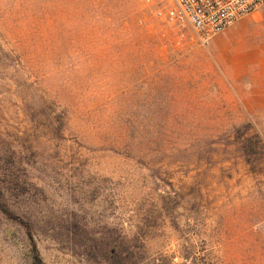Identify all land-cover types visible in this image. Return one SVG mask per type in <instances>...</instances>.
Wrapping results in <instances>:
<instances>
[{"label":"rangeland","instance_id":"1","mask_svg":"<svg viewBox=\"0 0 264 264\" xmlns=\"http://www.w3.org/2000/svg\"><path fill=\"white\" fill-rule=\"evenodd\" d=\"M169 4L0 0V264H264V6L203 46Z\"/></svg>","mask_w":264,"mask_h":264},{"label":"built area","instance_id":"2","mask_svg":"<svg viewBox=\"0 0 264 264\" xmlns=\"http://www.w3.org/2000/svg\"><path fill=\"white\" fill-rule=\"evenodd\" d=\"M169 3L157 15L179 30H192L203 46L264 6V0H169Z\"/></svg>","mask_w":264,"mask_h":264},{"label":"trees","instance_id":"3","mask_svg":"<svg viewBox=\"0 0 264 264\" xmlns=\"http://www.w3.org/2000/svg\"><path fill=\"white\" fill-rule=\"evenodd\" d=\"M252 129L250 124L234 127L232 130V140L227 143L236 145L250 166H254V160L264 159V144H262L261 137L253 133ZM129 252H131L130 248L121 244L117 255L113 256V261L116 264L132 263L135 261V257L133 254L129 255Z\"/></svg>","mask_w":264,"mask_h":264},{"label":"bare ground","instance_id":"4","mask_svg":"<svg viewBox=\"0 0 264 264\" xmlns=\"http://www.w3.org/2000/svg\"><path fill=\"white\" fill-rule=\"evenodd\" d=\"M263 17H264L263 15L260 16V18H259L256 22L260 23V22L262 21V18H263Z\"/></svg>","mask_w":264,"mask_h":264},{"label":"crops","instance_id":"5","mask_svg":"<svg viewBox=\"0 0 264 264\" xmlns=\"http://www.w3.org/2000/svg\"><path fill=\"white\" fill-rule=\"evenodd\" d=\"M234 25H235V24H234ZM234 25H233V26H234ZM230 28H231V27H230Z\"/></svg>","mask_w":264,"mask_h":264}]
</instances>
